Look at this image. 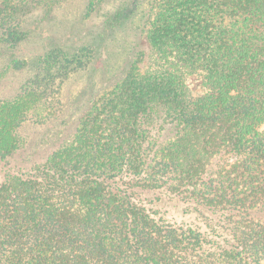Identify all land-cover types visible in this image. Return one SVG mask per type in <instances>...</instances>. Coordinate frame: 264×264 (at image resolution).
<instances>
[{"label":"trees","instance_id":"obj_1","mask_svg":"<svg viewBox=\"0 0 264 264\" xmlns=\"http://www.w3.org/2000/svg\"><path fill=\"white\" fill-rule=\"evenodd\" d=\"M66 1L0 7V161L35 154L26 128L57 123L72 78L89 100L68 139L0 169V264H264V0H158L154 67L136 58L98 93L101 30L36 47L35 23L55 24ZM122 12L106 23L121 27Z\"/></svg>","mask_w":264,"mask_h":264},{"label":"rangeland","instance_id":"obj_2","mask_svg":"<svg viewBox=\"0 0 264 264\" xmlns=\"http://www.w3.org/2000/svg\"><path fill=\"white\" fill-rule=\"evenodd\" d=\"M158 0H109L102 4L91 15H88V0H67L59 10H57V20L53 25L42 27L39 22L38 26L35 23V28L40 35L38 39V47L40 44L45 45H69V41L80 40V35L72 36V32L81 30L82 34L88 33L90 30H101L105 36V46L102 49V66L101 74L105 76L103 79L98 77V84L94 88V93L101 92L109 88L113 84L116 73L121 76L130 64L136 58H145V61H140V66L154 67L152 61V54L150 52V44L147 39V30L151 17L152 6L157 4ZM3 0H0V7ZM119 10L123 11L117 23L121 27H115L106 23L107 17L111 13H117ZM39 18L44 16L43 12H39ZM39 19V21L41 20ZM82 36V35H81ZM35 41L37 40L34 38ZM69 40L68 42H66ZM81 42L79 44H81ZM85 42V41H84ZM25 58V55H23ZM31 57V56H30ZM29 58V57H28ZM30 59L29 74L34 72L36 63L33 57ZM24 71L15 74L12 81L16 84L24 82ZM107 78V81L105 80ZM11 81V82H12ZM188 86L194 95L203 94L206 90V84L202 77L198 75H190L187 79ZM85 83L72 78L64 88L63 101L65 103V112L57 120V123L50 126L48 129L42 126L30 125L26 128V133L32 138L35 154L28 157L30 150L19 152V154L12 157L8 162L0 161V169L8 170L10 168L24 167V161H37L51 150L55 149L58 144L64 139H68L75 130L79 116L83 110L88 106V93L85 89ZM93 92V91H92ZM15 95V90H6L4 97L11 98ZM91 97V95H90ZM89 97V98H90ZM83 108V109H82ZM51 130V132H50ZM259 131L264 134V120L259 126ZM50 132V138L53 140L50 143L44 142L43 138ZM61 139V141L57 140ZM159 207H164L170 211L171 214L181 215V205L173 202L160 203ZM186 219H191L187 217Z\"/></svg>","mask_w":264,"mask_h":264}]
</instances>
